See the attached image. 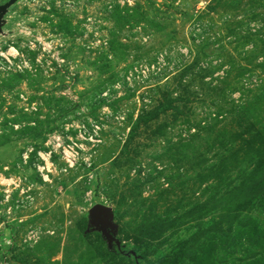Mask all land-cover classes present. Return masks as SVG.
Returning <instances> with one entry per match:
<instances>
[{"label": "rangeland", "instance_id": "obj_1", "mask_svg": "<svg viewBox=\"0 0 264 264\" xmlns=\"http://www.w3.org/2000/svg\"><path fill=\"white\" fill-rule=\"evenodd\" d=\"M136 261L264 264V0H17L3 17L0 264Z\"/></svg>", "mask_w": 264, "mask_h": 264}, {"label": "water", "instance_id": "obj_2", "mask_svg": "<svg viewBox=\"0 0 264 264\" xmlns=\"http://www.w3.org/2000/svg\"><path fill=\"white\" fill-rule=\"evenodd\" d=\"M17 0H11L8 4L0 6V25L2 24L3 17L7 14L9 8ZM111 209L105 206H95L91 211V219L93 220V225L97 228H100V231L103 233L104 237L108 240L109 247L111 248L113 244H116L119 251H121L120 243L115 240V238L109 236L107 233L108 230L113 229L111 224Z\"/></svg>", "mask_w": 264, "mask_h": 264}, {"label": "trees", "instance_id": "obj_3", "mask_svg": "<svg viewBox=\"0 0 264 264\" xmlns=\"http://www.w3.org/2000/svg\"><path fill=\"white\" fill-rule=\"evenodd\" d=\"M119 254H122L123 256H127L129 254V252H127V251H119ZM136 263L138 264V261H136Z\"/></svg>", "mask_w": 264, "mask_h": 264}, {"label": "bare ground", "instance_id": "obj_4", "mask_svg": "<svg viewBox=\"0 0 264 264\" xmlns=\"http://www.w3.org/2000/svg\"><path fill=\"white\" fill-rule=\"evenodd\" d=\"M48 166H50V164H48Z\"/></svg>", "mask_w": 264, "mask_h": 264}]
</instances>
